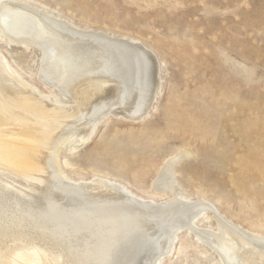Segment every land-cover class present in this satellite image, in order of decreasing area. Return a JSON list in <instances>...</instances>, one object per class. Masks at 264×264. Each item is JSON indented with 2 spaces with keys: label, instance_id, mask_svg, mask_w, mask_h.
<instances>
[{
  "label": "bare ground",
  "instance_id": "obj_1",
  "mask_svg": "<svg viewBox=\"0 0 264 264\" xmlns=\"http://www.w3.org/2000/svg\"><path fill=\"white\" fill-rule=\"evenodd\" d=\"M90 28L0 0V32L40 48L39 77L56 89L42 91L0 51V264H158L181 229L221 264H264V223L248 231L203 195L177 192L159 202L112 175L76 178L65 169L62 153L73 138L85 142L110 113L143 118L161 83L157 59L139 38ZM191 153L172 157L155 188L163 190ZM203 213L207 223H199Z\"/></svg>",
  "mask_w": 264,
  "mask_h": 264
},
{
  "label": "rangeland",
  "instance_id": "obj_2",
  "mask_svg": "<svg viewBox=\"0 0 264 264\" xmlns=\"http://www.w3.org/2000/svg\"><path fill=\"white\" fill-rule=\"evenodd\" d=\"M21 1L82 28L139 38L158 62L161 83L149 112L139 120L110 113L85 142L73 138L62 153L69 173L100 171L159 202L177 192L203 195L245 230L264 223V0ZM36 46L0 32L10 64L42 91H55L39 77ZM187 149L193 154L168 174L166 190L156 189L166 163ZM176 235L158 264H221L186 229Z\"/></svg>",
  "mask_w": 264,
  "mask_h": 264
}]
</instances>
